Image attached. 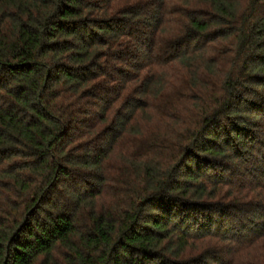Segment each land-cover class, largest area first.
Masks as SVG:
<instances>
[{"label":"trees","instance_id":"16d2710c","mask_svg":"<svg viewBox=\"0 0 264 264\" xmlns=\"http://www.w3.org/2000/svg\"><path fill=\"white\" fill-rule=\"evenodd\" d=\"M0 264H264V0H0Z\"/></svg>","mask_w":264,"mask_h":264}]
</instances>
